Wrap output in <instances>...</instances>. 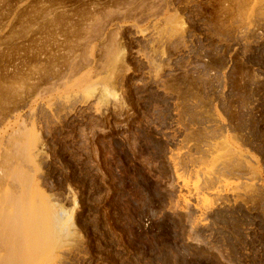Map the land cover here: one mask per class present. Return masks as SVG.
Wrapping results in <instances>:
<instances>
[{"label":"rangeland","instance_id":"rangeland-1","mask_svg":"<svg viewBox=\"0 0 264 264\" xmlns=\"http://www.w3.org/2000/svg\"><path fill=\"white\" fill-rule=\"evenodd\" d=\"M0 229V264H264V0H0Z\"/></svg>","mask_w":264,"mask_h":264},{"label":"bare ground","instance_id":"bare-ground-1","mask_svg":"<svg viewBox=\"0 0 264 264\" xmlns=\"http://www.w3.org/2000/svg\"><path fill=\"white\" fill-rule=\"evenodd\" d=\"M222 2H223V1H222ZM140 3H141V2H140ZM138 5H139V3H138ZM132 6H133V5H132ZM141 6H142V4H141ZM143 6H144V5H143ZM227 8H228V7H227ZM120 28H121V27H120ZM101 32H102V31H101ZM103 33H104V31H103ZM69 34H70V33H69ZM96 38H97V37H96ZM90 39H91V38H90ZM91 41H92V40H91ZM117 45H118V44H117ZM114 52H115V50H114ZM114 52H113V53H114ZM118 52H119V51H118ZM111 56H112V55H111ZM113 57H114V56H113ZM113 57H111V58L113 59ZM120 57H121V56H120ZM123 57H124V56H123ZM123 57H122V58H123ZM115 58H116V56H115ZM115 58H114V59H115ZM117 58H118V57H117ZM82 60H83V59H82ZM120 61H121V60H120ZM78 68H79V67H78ZM77 71H78V70H77ZM60 78H61V77H60ZM111 93H112V92H111ZM12 167H13V166H12ZM18 169H19V168H18ZM10 171H11V170H10ZM11 174H12V173H11ZM14 174H15V173H14ZM16 174H17V173H16ZM19 175H20V174H19ZM23 175H24V174H23ZM4 176H5V175H4ZM18 177H19V176H18ZM23 177H24V176H23ZM12 179H13V178H12ZM15 179H16V178H15ZM32 179H33V178H32ZM29 180H30V179H29ZM13 181H14V180H13ZM16 181H17V180H16ZM14 182H15V181H14ZM21 182H22V181H21ZM26 182H27V181H26ZM16 184H18V186L20 185L18 182H17ZM10 185H11V184H10ZM10 185H9V186H10ZM25 186H26V185H25ZM19 187H21V186H19ZM27 192H28V190H27ZM26 197H27V196H26ZM19 198H20V197H19ZM26 199H27V198H26ZM16 200H17V199H16ZM18 202H19V201H18ZM21 202H22V201H21ZM16 203H17V202H16ZM19 203H20V202H19ZM25 204H26V202H25ZM18 205H19V204H18ZM18 205H15V208H16V206L18 207ZM46 205H47V204H46ZM25 206H26V205H25ZM48 206H49V205H48ZM37 207H38V206H37ZM50 207H51V206H50ZM50 207H49V209H50ZM15 208H14V209H15ZM4 209H5V208H4ZM36 209H40V208H36ZM45 209H46V208H45ZM7 210H8V209H7ZM17 210H20V208L18 207ZM17 210H16V211H17ZM41 210H42V209H41ZM5 211H6V209H5ZM8 211H9V210H8ZM8 211H7V212H8ZM37 212L41 213L39 210H38ZM15 213H16V212H15ZM21 213H22V212H21ZM21 213H20V211H19L18 214L21 215ZM26 213H28V212H26ZM44 213H45V212H44ZM44 213H43V214H44ZM13 214H14V213H13ZM18 214H17V216H18ZM35 214H37V213H35ZM43 214H41V215H42L41 217H43ZM3 215H6V213L3 214ZM20 215L18 216V220H19V221L17 222V225H20L19 222H21V220H20L21 218H19V217H21ZM46 215H48V214H46ZM15 216H16V215H15ZM15 216L13 215L12 217H15ZM26 216H27V215H26ZM39 216H40V215H39ZM3 217H4V216H2V218H3ZM37 217H38V216H37ZM44 217H45V215H44ZM4 218L6 219V216H5ZM7 218H8V214H7ZM39 218H40V217H39ZM9 219H10V218H9ZM3 220H4V219H3ZM10 220H11V219H10ZM12 220H14V218H13ZM31 221H32V220H31ZM43 221H44V220H43ZM1 222H4V221H1ZM10 222L13 224V222H16V220L13 221V222H12V221H10ZM40 222H41V221L39 220V222H38L39 225L42 223V222H41V223H40ZM34 223H35V222H34ZM4 224H5V223H4ZM4 224H2L3 227H4ZM35 224H36V223H35ZM14 225H15V224H14ZM17 225H15V229H16V226H17ZM21 225H22V224H21ZM40 226H41V225H40ZM9 227H10V226H9ZM21 227H22V226H21ZM11 228H14V227H11ZM1 229H2V227H1ZM1 229H0V230H1ZM21 229H23V228H21ZM31 229H32V228H31ZM34 229H35V228H34ZM8 230H9V228H8ZM35 230H36V229H35ZM40 230H41V229H40ZM17 231H18V229H17ZM19 231H20V227H19ZM21 231H22V230H21ZM21 231H20V232H21ZM32 231H33V230H32ZM42 231H43V230H42ZM42 231H41V232H42ZM6 233H7V232H6ZM9 233H10V232H9ZM14 233H15V232H14ZM14 233H13V235H14L13 237H15V235H16V233H15V234H14ZM4 234H5V233H4ZM21 234H23V233H20V235H21ZM37 234H39V233H37ZM7 235L9 236V234H7ZM29 235H30V234H29ZM31 235H32V234H31ZM1 236H2V235H1ZM5 236H6V235H5ZM5 236H4V237H5ZM16 236H17V235H16ZM23 237H24V235H23ZM30 237H31V236H30ZM41 237H42V236H41ZM10 238H12V237H10ZM10 238H9V240H12V239H10ZM34 238H35V237H34ZM13 239H14V238H13ZM1 240H2V239H1ZM3 240H4V239H3ZM9 240H8V242H10ZM35 240H36V239H35ZM6 241H7V240H6ZM18 241H19V240H18ZM23 241H24V240H23ZM32 241H33V240H32ZM43 241H45V240H43ZM43 241H42V242H43ZM8 242H7V245H8ZM19 242H21V241H19ZM19 242H18V243H19ZM10 243H13V245H14V241H12V242H10ZM16 243H17V242H16ZM16 243H15V244H16ZM23 243H24V242H23ZM38 243H39V242H38ZM0 244H1V243H0ZM5 244H6V243H5ZM41 244H42V243H41ZM10 245H12V244H10ZM4 246H5V245H4ZM14 246H15V245H14ZM23 246L25 247L26 245H22L21 247H19V249H22ZM38 246H39V245H38ZM6 247H7V246H6ZM17 248H18V247H17ZM23 249H25V248H23ZM42 249H43V248H42ZM5 250H7V248H5ZM9 250H10V246H9ZM9 250H7V251H9ZM11 250H12V247H11ZM13 251L15 252V248H14ZM16 251H19V250L16 249ZM21 251H23V250H21ZM0 252H1V251H0ZM10 252H11V251H10ZM38 252H39V251H38ZM5 253H6V256H7V254H8L9 252H5ZM12 253H13V252H12ZM20 253H23V252H20ZM20 253H18V254H20ZM25 254H26V253H24V256H22V257H21L22 254H21V255H17V254H16L17 257H16L15 255H14V256H15L17 259H18V258H21V259L23 260L24 264H25V263H26V264H29V262H31V260H30L29 256H28V257L26 256L28 253H27L26 255H25ZM6 256H4V257L6 258ZM9 256L11 257V256H13V255H12V254H11V255H8L7 258H6V260L12 258V257L10 258ZM18 256H20V257H18ZM38 256H39V255H38ZM4 257H3V258H4ZM8 257H9V258H8ZM32 257H33V256H32ZM16 258H15V264H16V263H22V262H16ZM33 258H34V257H33ZM21 259H20L19 261H22ZM3 260H4V261H3ZM6 260H5V259H2L3 262H1V264L4 263V262H5V264H6V263H7V264H13L12 261L8 260V262H6ZM11 260H12V259H11ZM36 260L38 261V259H36Z\"/></svg>","mask_w":264,"mask_h":264}]
</instances>
